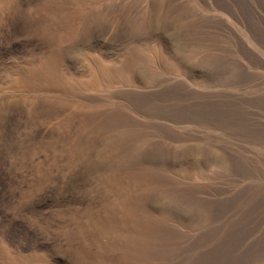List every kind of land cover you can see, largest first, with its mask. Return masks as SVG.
<instances>
[{
	"label": "rangeland",
	"instance_id": "obj_1",
	"mask_svg": "<svg viewBox=\"0 0 264 264\" xmlns=\"http://www.w3.org/2000/svg\"><path fill=\"white\" fill-rule=\"evenodd\" d=\"M0 264H264V0H0Z\"/></svg>",
	"mask_w": 264,
	"mask_h": 264
}]
</instances>
